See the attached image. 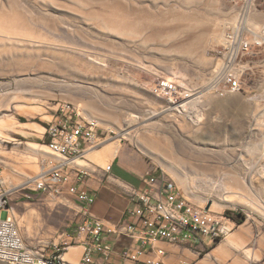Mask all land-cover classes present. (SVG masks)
Here are the masks:
<instances>
[{
    "label": "rangeland",
    "instance_id": "1",
    "mask_svg": "<svg viewBox=\"0 0 264 264\" xmlns=\"http://www.w3.org/2000/svg\"><path fill=\"white\" fill-rule=\"evenodd\" d=\"M249 2L0 0L2 214L13 215L29 241L82 244L79 200L25 183L58 162L47 152V131L72 102L101 121V140L121 144L114 158L126 167L164 173L196 205L264 237V0L244 17ZM238 21L252 46L234 70L240 90L221 96L207 85ZM162 79L197 89L193 104L182 109V101H170L159 90ZM113 159L81 168L104 176ZM188 253L191 260L200 255ZM118 264L134 262L119 257Z\"/></svg>",
    "mask_w": 264,
    "mask_h": 264
},
{
    "label": "built area",
    "instance_id": "2",
    "mask_svg": "<svg viewBox=\"0 0 264 264\" xmlns=\"http://www.w3.org/2000/svg\"><path fill=\"white\" fill-rule=\"evenodd\" d=\"M253 1L256 6L260 0ZM245 11L244 17L247 15ZM246 26H242L245 28ZM264 30V25H263ZM241 29L232 34V48L222 55L209 86L219 95L236 93L241 88L235 67L244 51L252 43L245 40ZM159 90L170 101L190 100L197 89L182 86L169 79H162ZM176 102V101H175ZM61 120L52 124L48 132L49 149L60 160L44 168L34 179L33 189L60 197L65 193L75 196L80 204L84 219L78 233L83 251L78 261L66 258L70 246L54 243L50 245L43 238L29 241L23 236L16 218L9 212L3 215L0 201V264H104L113 252V241L130 240L120 257L124 260L145 264H166V248L163 243L180 245L199 243L204 238L211 243L225 238L235 225L218 219L211 208L196 205L182 193L180 187L166 177L145 174L142 188L132 187V205L126 217L116 223L107 224L93 214L91 207L95 195L84 185L88 172L79 166L69 167L68 162L84 158L90 149L102 143L98 122L84 116L79 107L65 102ZM110 164L107 168L111 170ZM73 180V183H71ZM114 235V239H111ZM171 264H180L179 262Z\"/></svg>",
    "mask_w": 264,
    "mask_h": 264
},
{
    "label": "crops",
    "instance_id": "3",
    "mask_svg": "<svg viewBox=\"0 0 264 264\" xmlns=\"http://www.w3.org/2000/svg\"><path fill=\"white\" fill-rule=\"evenodd\" d=\"M111 165V170H107V174L87 177L84 183L95 195V202L91 207L93 214L109 225L116 224L126 217V211L133 203L131 188H142L145 178V174L129 169L117 158L112 160ZM71 183H73V180H71ZM234 232L238 234L236 239L240 240L237 239L238 243L228 246L231 251L228 262H231V264H239L242 261L245 264H264V237H256L255 227L242 223L229 234L232 235ZM227 237L228 235L218 241L219 244L217 245H212L213 243L209 242L207 238L199 243H182L178 245V248H171V246L176 245L163 243L166 248L164 261L166 264L175 262L180 264H220L215 258L214 251L221 245H228L229 239L226 240ZM129 244L130 240L126 238L122 241H113V252L108 259V263L118 264L120 253ZM205 246L209 249L205 253L195 250L198 247ZM188 252H199L200 255L191 260ZM134 264L145 263L134 262Z\"/></svg>",
    "mask_w": 264,
    "mask_h": 264
},
{
    "label": "bare ground",
    "instance_id": "4",
    "mask_svg": "<svg viewBox=\"0 0 264 264\" xmlns=\"http://www.w3.org/2000/svg\"><path fill=\"white\" fill-rule=\"evenodd\" d=\"M256 8V6L254 5V3H253V1H250L249 2V4H248V9H247V13H251L252 11H253V9H255ZM249 20V19H248ZM10 24H11V28H15L16 27V22L13 20V19H11L10 20ZM235 24V23H234ZM242 23L240 22V21H238V23L237 24H235L234 25V30H235V32L236 31H238L239 30V28L241 29L242 28ZM17 26L18 27H21V28H26V24L23 22V21H19L18 22V24H17ZM256 28V27H255ZM257 28H259L258 26H257ZM28 29V28H27ZM252 31V30H251ZM256 32V31H255ZM31 42H35V41H37L35 38H33V39H31L30 40ZM224 43L226 44V48H228V49H230V51H231V48H232V34L231 35H227V37H225L224 38ZM212 58H213V56L212 55H209V56H207L206 57V60L208 61V62H210V61H212ZM209 84H210V82H209ZM209 84L207 85V89H210V90H214V89H212L210 86H209ZM196 94V93H195ZM195 94H194V96H195ZM195 99L196 98H193L192 97V99H190V100H188V101H186V102H184V104H183V101H182V105H177V106H179L180 108H182V109H185V108H187L189 105H191V104H193V102L195 101ZM181 102V101H180ZM178 104V103H177ZM178 107V108H179ZM91 120H94V121H96V122H98L99 123V125H100V123H101V121L100 120H98V119H91ZM202 120V118H199L198 120H197V122L198 121H201ZM22 124V123H21ZM128 124V127L126 128V130H131L133 127H134V125H133V123H131V122H128L127 123ZM24 125H25V123H24ZM28 125V124H27ZM127 126V125H126ZM23 130V129H22ZM125 136V135H124ZM107 139L108 138H106V139H104V140H102V143H101V145L99 146V147H96V148H94V149H90L87 153H86V155L84 156V158H78V159H76V160H72V161H70V162H68V164L70 165V166H79V167H87L88 165H91L92 163V161H93V163H94V161H96L97 162V164L98 165H106V163L108 162V161H110L111 159H113L115 156H117V154H118V152H119V150H120V147H121V144L120 143H117V142H114V141H108V142H106L107 141ZM264 146V145H263ZM47 152H49L55 159H57L58 161L60 160V158L58 157V156H56V155H53L52 153H51V151H47ZM80 162V163H79ZM82 163V164H81ZM99 163H101V164H99ZM95 165V164H94ZM101 165V166H102ZM105 169H107V168H105ZM36 178V176L35 177H31L29 180H27L25 183L27 184V183H29V184H27V185H32L33 184V182H34V179ZM238 181H236V183H237ZM262 185H263V190H264V175H263V181H262ZM18 185H15L13 188H16ZM25 186V185H24ZM237 186V185H236ZM237 187H239V185L237 186ZM12 188V189H13ZM263 193H264V191H263ZM2 199H1V196H0V201H1ZM261 207L262 208H264V199L262 200V205H261ZM7 208V207H6ZM9 209V208H8ZM263 210V209H262ZM264 211V210H263ZM237 232L235 233L234 232V234H232L231 235V237H230V239H229V242H228V245H221L219 248H217L215 251H214V255H215V258H216V260L218 261V262H220V264H226V262L228 263V260H229V256L231 255V251H230V249H229V247L231 246V245H235L234 243H238V240H240V239H236V237H237ZM229 246V247H228ZM82 251H83V246L82 245H80V244H78V245H71L70 246V249H69V251L66 253V258L67 259H69V260H71V261H78L79 259H80V257H81V255H82ZM248 255V254H247ZM235 263V262H234ZM239 264H245V262H240Z\"/></svg>",
    "mask_w": 264,
    "mask_h": 264
},
{
    "label": "trees",
    "instance_id": "5",
    "mask_svg": "<svg viewBox=\"0 0 264 264\" xmlns=\"http://www.w3.org/2000/svg\"><path fill=\"white\" fill-rule=\"evenodd\" d=\"M240 222H242V221L240 220Z\"/></svg>",
    "mask_w": 264,
    "mask_h": 264
}]
</instances>
